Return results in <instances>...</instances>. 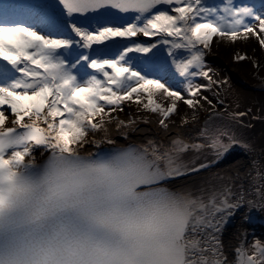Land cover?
Segmentation results:
<instances>
[{
    "label": "snow or ice",
    "instance_id": "obj_1",
    "mask_svg": "<svg viewBox=\"0 0 264 264\" xmlns=\"http://www.w3.org/2000/svg\"><path fill=\"white\" fill-rule=\"evenodd\" d=\"M23 7L0 4V264H264V241L229 259L220 239L264 211V171L211 170L248 111L228 110L205 59L215 44L258 70L264 0ZM150 117L163 136L127 143Z\"/></svg>",
    "mask_w": 264,
    "mask_h": 264
},
{
    "label": "bare ground",
    "instance_id": "obj_2",
    "mask_svg": "<svg viewBox=\"0 0 264 264\" xmlns=\"http://www.w3.org/2000/svg\"><path fill=\"white\" fill-rule=\"evenodd\" d=\"M140 39L154 41L156 38L140 37ZM238 47L252 55V49L256 45L254 41L250 40L247 44H240ZM164 55L167 53L165 52ZM255 56L261 65L258 70H254L248 61H243L239 65L235 64L231 60V50L224 46L217 47L214 44L212 51L205 57L207 64L221 78L224 76L228 78V85L221 91V97L225 100L228 110L248 111V115L244 117V126H235L238 139L242 143L232 146L224 158L211 169L213 172L245 171L254 160L258 161L260 170L264 171V57L260 56L258 48ZM206 95L215 103V97L212 93H206ZM180 107L183 110V105ZM129 111L132 112L133 116L136 115L134 108L129 109L128 106H125V112L121 113V116ZM198 127L199 125H190L184 131L194 135ZM107 135L117 140L119 138V133L114 129H110ZM162 136L163 133L155 124V118L150 117L147 123L141 122L139 124L138 131L131 132L129 130L127 143H140L144 137L159 139ZM244 144L249 147L245 148ZM256 181L259 183V178H256ZM179 183L181 181H177V184ZM183 183H191V178L184 180ZM244 184L245 187L248 186V178H245ZM249 211L251 213L250 220H245L240 213H236L228 220L222 230L220 239L229 259L232 258L230 249L238 241L244 239L249 243L255 239L264 241V211L257 208H252Z\"/></svg>",
    "mask_w": 264,
    "mask_h": 264
}]
</instances>
